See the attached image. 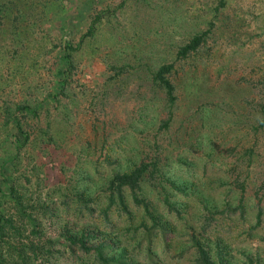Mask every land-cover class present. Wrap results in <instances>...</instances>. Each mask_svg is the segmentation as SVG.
I'll use <instances>...</instances> for the list:
<instances>
[{"label":"rangeland","instance_id":"obj_1","mask_svg":"<svg viewBox=\"0 0 264 264\" xmlns=\"http://www.w3.org/2000/svg\"><path fill=\"white\" fill-rule=\"evenodd\" d=\"M139 163L163 236L127 190L131 214L108 201ZM0 190L5 264H99L68 240L93 230L87 247L113 237L135 264H198L191 233L216 264L218 244L223 263L264 264V0H0Z\"/></svg>","mask_w":264,"mask_h":264},{"label":"trees","instance_id":"obj_2","mask_svg":"<svg viewBox=\"0 0 264 264\" xmlns=\"http://www.w3.org/2000/svg\"><path fill=\"white\" fill-rule=\"evenodd\" d=\"M97 18V17H96ZM95 18V20H96ZM93 20V22L95 21ZM93 30V24L92 22L88 25L87 30L84 33V36L90 35ZM204 32L198 33L193 35L185 44L181 45L177 51L176 56L177 57H184L188 52L194 51L195 48L200 44V42L203 40ZM76 48H73L72 45L68 40L63 42L62 48H61V55L60 60L62 64L65 65L63 69H59L57 75L59 76L58 82H59V90H61L62 85L65 81L66 76V70L71 62V51L75 50ZM67 67V68H66ZM172 67L171 63H165L158 66V68L155 70L153 74L154 81L163 88L165 95L167 97V100L172 102L174 99V96L172 94V84L166 77L167 73L169 72L170 68ZM66 68V69H65ZM17 109H22L25 111H30V108L27 106H16ZM16 127L19 129V133H21L19 126H17V123L15 122ZM26 139L23 138L22 141ZM153 165V163H151ZM148 169V164L146 163H139L138 165L130 168L127 171L118 172L115 173L107 182V187L110 189L108 193V201L110 205H116L117 209H119L121 212H126L128 214H131L130 211L127 210V206L125 203V196L124 191L127 190L135 204L141 205V209L143 210L144 215H147L151 219V224L149 225V230L154 232L155 234L164 235L166 231H170L171 227L170 224L166 222H160L157 221L156 215L153 214L152 210L148 207V203L144 200L143 197H138V192L140 190V181L144 178V173ZM8 190L10 191V187L8 186ZM1 192V190H0ZM1 194V193H0ZM167 195L165 194L163 196V202L168 205L169 208H172V206L167 201ZM205 210L207 209L206 206H203ZM107 207L103 211V216L106 220H108ZM209 211V210H208ZM259 213L260 211H257L256 213V221L259 220ZM1 217V215H0ZM31 224H33L32 221H30ZM108 228V227H106ZM4 229V225H1L0 223V233ZM110 229V228H109ZM96 233V230H93ZM94 232L87 231V233L81 231L79 233H75L68 236V240L71 243H74L78 245L80 248L90 252L89 256L96 260L99 264H135L131 257L128 255L127 250L124 247H118L113 237H107V235H104V237L98 238L96 242L90 243L87 247V236L89 233L94 234ZM156 234V235H157ZM190 241L195 249V262L198 264H216L215 259L210 253V248H207L204 242L200 241L196 235L193 233L190 234ZM216 244L218 242H215ZM166 244V243H165ZM164 245V241H163ZM107 250H109V254L107 253ZM146 250L148 253H150V248L148 245L146 246ZM225 250V245L221 246L218 244L215 250V256L219 262V264H226L223 263V261L226 262V258H223ZM17 256L19 257V261L21 263H25L24 260V254L21 252L17 253ZM5 257H1L0 254V264H5Z\"/></svg>","mask_w":264,"mask_h":264}]
</instances>
